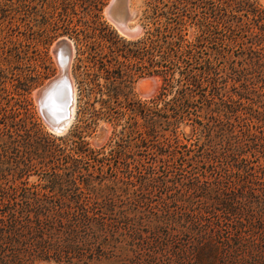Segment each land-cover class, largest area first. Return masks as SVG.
I'll use <instances>...</instances> for the list:
<instances>
[{"label": "rangeland", "instance_id": "rangeland-1", "mask_svg": "<svg viewBox=\"0 0 264 264\" xmlns=\"http://www.w3.org/2000/svg\"><path fill=\"white\" fill-rule=\"evenodd\" d=\"M256 1L264 9L259 0ZM109 2L0 0V172L4 175V189L13 198L8 206L13 211L27 207L31 219L40 206L49 205L43 198L56 203V195L50 193L46 183L53 172L52 164L40 159V152H34V144L42 135L65 153L70 142L79 141L77 137L90 149L102 152L110 158L102 167L107 177L102 183L108 182L111 176H120L124 171L117 145L126 146V153L137 165L147 166L150 100L160 93L162 76L180 79L181 68L191 76L204 79L215 76L222 82L221 88L236 89L229 80L224 82L228 76L226 66L240 61L238 56L242 52L240 46L229 40L231 22L226 0H128V12H136L134 18L126 22L127 26L139 31L133 37L118 32L108 20L105 9ZM62 40L73 46L70 76L75 89V115L65 132L57 135L41 120L34 94L58 71L60 73L55 48ZM155 62L164 63L167 70L160 75L152 74ZM236 69L251 72L243 57L242 65H236ZM148 77H155L157 86L152 97L144 98L139 92L146 94L147 83L139 85L138 82ZM175 90L169 98L175 96L177 101L180 95ZM11 118H15L16 129L9 127ZM246 124L247 120L243 125ZM102 128L106 130L105 137L96 145L94 138ZM181 133L179 127V141L190 136V127H182ZM166 136L172 141L173 136L168 131ZM61 143L66 146H60ZM69 155L82 160V166L90 167L91 172L99 173L97 166L95 170L90 166L85 154L71 152ZM158 160L161 161L155 166L164 169L155 177L167 181L165 185L140 193V184L133 180L127 192L113 196L117 205L129 208L150 205L142 207L143 219L135 218L138 220L131 222L133 230L142 234L143 241L139 247L134 246L135 252L119 255V264H196L192 249L198 242V233L178 217L180 186L174 182L185 174L180 169V155H163ZM138 172L140 169L134 174ZM140 176L149 178L145 173ZM194 179L205 180L200 174ZM80 191L83 192L80 203L91 206L104 203L101 199L96 201L86 189ZM141 196L145 200L141 201ZM162 205L166 206L162 208ZM253 238L256 237L248 238L245 243L249 245ZM224 241L226 239L222 238ZM223 243L219 244L221 251L214 264H240L237 261L257 264L254 256L245 252L223 253ZM147 246L153 249H142ZM98 264L110 262L103 260Z\"/></svg>", "mask_w": 264, "mask_h": 264}, {"label": "trees", "instance_id": "trees-1", "mask_svg": "<svg viewBox=\"0 0 264 264\" xmlns=\"http://www.w3.org/2000/svg\"><path fill=\"white\" fill-rule=\"evenodd\" d=\"M225 3L232 23L229 40L242 48L241 60L226 66L224 82L229 80L236 89L221 88L222 82L215 76H191L181 68L180 79L162 76L160 93L150 100L147 166L137 165L126 153V146L117 145L124 171L108 182L102 183L107 178L102 167L110 158L102 152L90 149L77 137L79 141L70 142L65 153L42 135L34 152L52 164L46 183L56 195V203L43 198L49 205L33 212L34 219L27 207L11 210L8 205L13 198L4 189L0 172V206L4 208L0 210V264H98L103 260L119 264V255L135 252L134 246L143 241L131 222L143 219L141 209L150 205L129 208L117 205L113 196L127 192L133 180L140 184V193L165 185L167 181L155 177L164 168L155 164L163 155L172 154L180 155V169L185 171L174 182L180 186L178 217L198 233L192 249L194 263L214 264L225 238L223 253L245 252L254 256L257 264H264V9L256 0ZM242 57L251 72L236 69L242 65ZM166 68L164 63L155 62L151 73L160 75ZM174 88L180 95L177 101L175 96L169 98ZM10 120V129H16L15 118ZM184 126L190 127V136L179 141L177 129L180 127L181 133ZM167 131L172 141L167 139ZM63 144L66 146H60ZM71 152L88 156L90 166L93 170L97 166L99 173L82 166L83 161L70 157ZM136 169L141 171L137 175ZM141 173L149 178H142ZM196 174L204 176V182L195 180ZM81 188L104 203H80ZM252 237L256 238L247 245L245 241Z\"/></svg>", "mask_w": 264, "mask_h": 264}, {"label": "water", "instance_id": "water-1", "mask_svg": "<svg viewBox=\"0 0 264 264\" xmlns=\"http://www.w3.org/2000/svg\"><path fill=\"white\" fill-rule=\"evenodd\" d=\"M259 2L264 7V0H259ZM106 15H107L108 20L114 25V27L118 30V32L120 30V33H122L124 36L133 37L137 35V33L139 32L138 30H136L135 32L124 30L125 27H123V25H121L117 21V19H115L113 16V6L112 5H110V7L107 9ZM58 47H64L65 49L69 50V47L67 46V43L64 40L57 42L55 50ZM70 56H71L70 53L68 55V52H67L65 63H62L63 64L62 68H64V71H62L61 76L59 75L53 80L49 81L45 85V87H41L34 94L35 102L37 105V110H38L41 120L43 121L44 125L51 133L57 134V135L62 134L65 131V128H66L65 122L68 120L70 116V107L73 104V95L71 93L70 84L68 81V74H67ZM139 82H138L139 85L141 84V82L147 83L145 85L146 94L140 93L138 90L140 96L144 98H150V96L152 97L156 91V86H157L156 78L148 77L144 80H140ZM41 95L43 98H41ZM45 98H47V102L51 101V102H54V104H56L55 102L59 101L62 104L63 107L59 109L58 111L59 114L56 115V118L49 115V112L46 111L45 104L47 102H45ZM105 134H106V130L102 128L99 134L94 138V143L96 145L100 144V142L105 137Z\"/></svg>", "mask_w": 264, "mask_h": 264}, {"label": "bare ground", "instance_id": "bare-ground-1", "mask_svg": "<svg viewBox=\"0 0 264 264\" xmlns=\"http://www.w3.org/2000/svg\"><path fill=\"white\" fill-rule=\"evenodd\" d=\"M135 12L136 11H134V10H133V12H131L130 10L128 12L127 0H119L116 3L115 8L113 9V16H114L115 19H117V21L121 25H123V27H125L124 30L131 31V32H135L137 29L136 30H134V29L132 30V28L131 29L128 28L127 23H126L128 20H132L134 18ZM66 43H67V46L69 47V50L65 49L64 47H58L55 50V53H56V56H57V62H58V65L60 66V73L58 71V74L54 77V78H56L59 75L61 76L62 71H64V68H62V66H63L62 63H65V59H66V56H67V52H68V55L70 53L71 56H70V61H69V65H68L67 74H68V81H69V84H70L71 93L73 95V104L70 107V116H69L68 120L65 122V125H66L65 130L68 128V126L70 125V123H71V121L73 119V116L75 115L74 114V108H75V89H74V84H73L72 79H71V76H70V62H71L72 55H73V46H72L71 42H69V41H66ZM45 85L43 87H45ZM41 98H43L42 95H41ZM39 100H41V99H39ZM45 102H47V98H45ZM55 103L56 104H54V102H51L50 101V102H47L45 104L46 111H48L49 112V115L53 116L54 118H56V115L59 114V112H58L59 109H61L63 107L62 104L59 101L58 102L56 101ZM64 109H65V107H64Z\"/></svg>", "mask_w": 264, "mask_h": 264}, {"label": "flooded vegetation", "instance_id": "flooded-vegetation-1", "mask_svg": "<svg viewBox=\"0 0 264 264\" xmlns=\"http://www.w3.org/2000/svg\"><path fill=\"white\" fill-rule=\"evenodd\" d=\"M119 0H110L109 4L106 6V9H105V13L107 11V9L110 7V5L113 6V9L115 8L116 6V3L118 2ZM127 8H128V0H127ZM149 50L151 52V45H149Z\"/></svg>", "mask_w": 264, "mask_h": 264}]
</instances>
